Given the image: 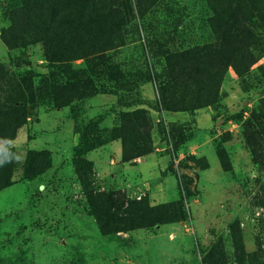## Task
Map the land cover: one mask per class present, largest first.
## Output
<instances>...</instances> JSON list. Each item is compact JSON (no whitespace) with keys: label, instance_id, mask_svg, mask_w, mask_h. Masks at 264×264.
Returning <instances> with one entry per match:
<instances>
[{"label":"rangeland","instance_id":"1","mask_svg":"<svg viewBox=\"0 0 264 264\" xmlns=\"http://www.w3.org/2000/svg\"><path fill=\"white\" fill-rule=\"evenodd\" d=\"M28 1L36 16L24 23L51 0ZM130 1L121 36L91 31L88 16L91 32L74 47L82 56L63 66L47 60L41 35L18 36L24 18L12 28L21 0H0L2 108L20 79L39 77L27 122L0 141L14 153L0 190V264H264V0ZM8 30L13 51L1 38ZM107 43L106 65L121 79L65 89L64 70L88 73L98 62L87 55ZM204 47L211 59L167 70L168 56ZM134 111L147 113L152 151L125 162L118 130ZM89 193L107 221L132 204L177 220L106 235Z\"/></svg>","mask_w":264,"mask_h":264},{"label":"trees","instance_id":"2","mask_svg":"<svg viewBox=\"0 0 264 264\" xmlns=\"http://www.w3.org/2000/svg\"><path fill=\"white\" fill-rule=\"evenodd\" d=\"M148 0L147 2H152ZM256 3L257 0H249ZM48 9L42 8V15L38 19H30L29 22L24 23L25 15L27 12L34 14L33 10L36 8L33 3L28 0H21V7L12 10L8 13L12 20V28L15 26V20L21 19L19 25V35L21 38L28 40L35 34L41 35V40L46 46V58L51 63L56 65L66 66L69 63L80 58L82 54L76 53L74 49L79 40L87 39L91 31H103L104 27H108L111 36H121L122 31L131 23L133 17V6L130 0L119 2V0H51L48 3ZM53 5V6H52ZM93 12L85 11L84 9H92ZM33 16V17H34ZM88 16L92 18L91 31L88 30ZM32 17V18H33ZM98 22V23H97ZM94 24L98 25L99 29H94ZM10 28V29H12ZM90 28V27H89ZM8 31L2 32V40L10 51L16 49V45L11 41ZM109 41V39L107 40ZM111 43H107L103 48L94 51L87 57L93 58L90 63L98 62L97 64L89 65V71H70L65 69L64 74L67 76L70 87L81 88L85 91H90L92 88L93 78H100L106 76L109 79H118L123 74L118 70L117 66H108L106 62L109 57L106 52ZM231 44V41L229 42ZM225 44L221 50L223 53ZM233 49L232 58L234 59V44L230 46ZM210 47L197 48L188 53L173 54L167 58V70L171 73L177 66L183 70L188 61L197 59L195 64L205 62L211 59ZM99 53V55H98ZM89 63V64H90ZM174 65V66H173ZM19 67V65H17ZM176 67V68H177ZM1 74V71H0ZM89 76V78L87 77ZM39 77L25 76L15 85L12 86L10 94L6 97L5 102L7 106L2 108V99L0 98V141L5 143L12 141L17 134V131L28 120V105L37 102V89L36 83L39 82ZM84 79H89V82L84 83ZM89 85V86H88ZM162 92V105L165 110L173 111L174 97H167V87H161ZM176 102V101H175ZM174 109V108H173ZM122 124L118 130V138H121L123 143V156L125 162H131L139 157L148 155L152 151V138H151V122L145 111H134L132 113H123ZM14 153L12 149L6 148L0 151V165L5 163V174H0V190L10 186V168ZM9 165V166H8ZM83 177V175H82ZM91 200L93 214L96 217L101 231L108 235L118 231H130L141 227H152L158 224L174 222L176 217L170 219V211H164L157 208H145L142 212L134 208V204L124 209L121 219H116L114 222L107 221L102 213L99 212L95 196L92 193L88 194ZM102 203L108 205V209H112L110 201L101 197ZM96 203V205H95ZM139 209V208H138ZM173 220V221H172Z\"/></svg>","mask_w":264,"mask_h":264}]
</instances>
